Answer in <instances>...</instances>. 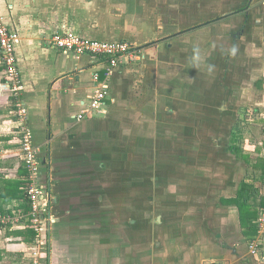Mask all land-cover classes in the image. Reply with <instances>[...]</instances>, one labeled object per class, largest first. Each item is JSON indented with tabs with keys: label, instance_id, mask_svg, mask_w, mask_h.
Masks as SVG:
<instances>
[{
	"label": "crops",
	"instance_id": "obj_1",
	"mask_svg": "<svg viewBox=\"0 0 264 264\" xmlns=\"http://www.w3.org/2000/svg\"><path fill=\"white\" fill-rule=\"evenodd\" d=\"M211 3L246 6L207 16L206 0H0V21L19 35L50 197L41 264H264V236L252 254L233 202L243 180L261 183L264 199V0ZM62 25L144 53L113 71L102 109L80 120L103 61L54 47ZM16 128L0 69V212L10 216L27 210ZM33 235L1 224L0 264H31Z\"/></svg>",
	"mask_w": 264,
	"mask_h": 264
},
{
	"label": "built area",
	"instance_id": "obj_2",
	"mask_svg": "<svg viewBox=\"0 0 264 264\" xmlns=\"http://www.w3.org/2000/svg\"><path fill=\"white\" fill-rule=\"evenodd\" d=\"M19 35L7 24L0 21V69L11 97L12 112L15 117L16 131L22 165L26 170L24 185V202L27 210L15 216L0 212V225L23 223L33 230V238L29 250L33 254L31 264H41L39 252L46 246V231L51 221L50 197L41 183L39 149L32 142V134L27 125V108L23 101L20 80V70L16 56V45ZM51 44L62 51L76 55L87 54L103 61V68L92 73L95 83L93 93L85 109L75 115L77 120L84 118L88 113L100 111L105 104L109 90V81L113 71L129 61L140 60L144 57L143 50L127 40L101 41L88 38L62 25V30L51 37ZM257 238L248 243L252 254L260 249V237L264 236V208L257 219ZM205 264H217L208 260Z\"/></svg>",
	"mask_w": 264,
	"mask_h": 264
},
{
	"label": "trees",
	"instance_id": "obj_3",
	"mask_svg": "<svg viewBox=\"0 0 264 264\" xmlns=\"http://www.w3.org/2000/svg\"><path fill=\"white\" fill-rule=\"evenodd\" d=\"M241 135L240 129L235 128L233 142L240 141L238 140V135ZM237 136V137H236ZM229 150L232 153L239 152L238 146L230 145ZM264 177V163L260 165ZM25 185V182L23 183ZM24 188V186H23ZM24 194V192H23ZM259 193V189L255 187V184L252 182H246L243 180L240 184L237 196L233 202L236 204L239 210L240 224L243 228V234L247 240H253L254 235L257 233V224L256 218L258 216L259 207H264V199ZM27 209V206H26ZM253 238V239H252Z\"/></svg>",
	"mask_w": 264,
	"mask_h": 264
},
{
	"label": "rangeland",
	"instance_id": "obj_4",
	"mask_svg": "<svg viewBox=\"0 0 264 264\" xmlns=\"http://www.w3.org/2000/svg\"><path fill=\"white\" fill-rule=\"evenodd\" d=\"M206 1H207V5L205 6V9H206L207 16H223L226 14L228 15V14H231L232 12H234L235 10L244 8L246 6L244 4H241V5L238 4V5H236L238 7L232 8L233 6H231V5H223L222 10H220V4L215 5L214 3H211V2H214V0H206ZM217 1H219V0H217ZM225 105L226 104L224 103L223 106H225ZM242 107H244V106H242ZM242 107H240V109H242ZM206 110H208V109H206ZM206 110H203L204 112H202V114L212 115V116L214 115V111L205 113ZM240 113H241V111H240ZM242 117H244L243 114L240 116L241 121L243 120ZM238 118H239V116H238ZM193 139L195 140L193 142L200 141L203 145L206 141H209L208 134L206 135V134L201 133V132H199V134H195ZM261 182H262V180H261ZM261 185H262L261 183H257L256 187H260V189L262 190ZM257 210H258V216L256 218V224H257V219L259 218L260 212L262 211V208L259 207V208H257ZM217 264H219V263L217 262Z\"/></svg>",
	"mask_w": 264,
	"mask_h": 264
}]
</instances>
